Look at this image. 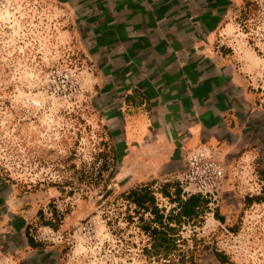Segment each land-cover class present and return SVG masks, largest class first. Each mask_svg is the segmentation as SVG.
<instances>
[{
    "label": "rangeland",
    "instance_id": "rangeland-1",
    "mask_svg": "<svg viewBox=\"0 0 264 264\" xmlns=\"http://www.w3.org/2000/svg\"><path fill=\"white\" fill-rule=\"evenodd\" d=\"M223 3L215 52L236 71L240 122L259 115L258 133L209 135L165 172L159 158L142 163V150L116 155L94 54L69 6L0 0V183L22 224L1 222L0 264H264V0ZM192 161L197 181L220 171L212 194L188 190ZM131 191L153 201L139 209ZM192 196L197 207L181 217Z\"/></svg>",
    "mask_w": 264,
    "mask_h": 264
},
{
    "label": "crops",
    "instance_id": "crops-1",
    "mask_svg": "<svg viewBox=\"0 0 264 264\" xmlns=\"http://www.w3.org/2000/svg\"><path fill=\"white\" fill-rule=\"evenodd\" d=\"M60 1L90 43L116 155L142 150V163L159 158L168 172L209 135L258 133L259 115L240 122L236 71L225 52H215L223 0ZM13 204L12 190L0 183V224L15 228L22 224Z\"/></svg>",
    "mask_w": 264,
    "mask_h": 264
},
{
    "label": "trees",
    "instance_id": "trees-1",
    "mask_svg": "<svg viewBox=\"0 0 264 264\" xmlns=\"http://www.w3.org/2000/svg\"><path fill=\"white\" fill-rule=\"evenodd\" d=\"M127 199H131L133 201V204H135L139 209L145 208L144 204L146 202L153 201L152 197L148 195L146 192L138 193L136 191L129 192L127 194ZM197 204H198V197L197 196L190 197L187 201H185V203H183L180 206V209H179L180 216L186 217V218L190 217L194 212V208L197 207ZM149 211L154 216V220L161 224L163 215L159 214L158 209L156 207H152ZM138 220H142L141 217H139ZM47 225L51 227L49 223ZM143 230L146 231L145 227ZM25 232L27 233V230ZM155 232H156L155 229H152V234H154ZM162 238H165V237H162ZM27 240L29 241L31 239L27 238ZM214 255L218 260H221L219 253L214 252Z\"/></svg>",
    "mask_w": 264,
    "mask_h": 264
},
{
    "label": "built area",
    "instance_id": "built-area-1",
    "mask_svg": "<svg viewBox=\"0 0 264 264\" xmlns=\"http://www.w3.org/2000/svg\"><path fill=\"white\" fill-rule=\"evenodd\" d=\"M189 169L184 172L185 183L189 186L188 190H191L197 194H212L216 190L218 178L221 176L220 171H214L213 173H207L204 175L203 180H196V175L199 174V167L197 163L192 161ZM206 171H204L205 173Z\"/></svg>",
    "mask_w": 264,
    "mask_h": 264
}]
</instances>
